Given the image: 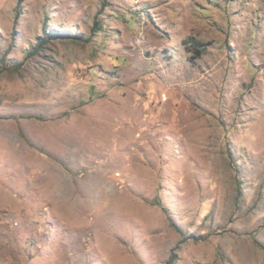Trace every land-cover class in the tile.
I'll use <instances>...</instances> for the list:
<instances>
[{"label":"rangeland","instance_id":"1","mask_svg":"<svg viewBox=\"0 0 264 264\" xmlns=\"http://www.w3.org/2000/svg\"><path fill=\"white\" fill-rule=\"evenodd\" d=\"M0 264H264V0H0Z\"/></svg>","mask_w":264,"mask_h":264}]
</instances>
